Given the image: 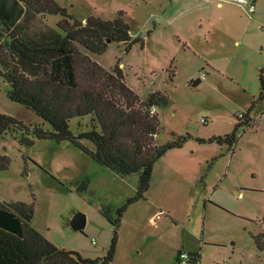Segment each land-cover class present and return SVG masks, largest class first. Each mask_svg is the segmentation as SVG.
I'll list each match as a JSON object with an SVG mask.
<instances>
[{"label": "rangeland", "instance_id": "1", "mask_svg": "<svg viewBox=\"0 0 264 264\" xmlns=\"http://www.w3.org/2000/svg\"><path fill=\"white\" fill-rule=\"evenodd\" d=\"M55 1L79 22L91 16L110 20L122 11L131 36L144 44L125 52L122 44L109 42L102 54L90 58L106 70L118 65L141 99L153 92L167 95L168 103L156 107L158 144L191 137L155 162L145 198L124 211L113 264H178V251L198 253L197 264H264V251L253 239L264 234V90L250 113L256 124L238 128L232 151L198 142L231 133L237 115L259 96L264 0H254L252 14L234 0ZM43 20L54 26L60 17ZM200 76L202 82L193 86ZM8 87L0 74V113L26 126L43 124L7 98ZM88 120L72 119L71 131L78 124L85 130ZM0 155L10 160L0 172V202L32 203V225L58 248L92 259L105 255L113 226L99 208L109 207L114 219L116 209L135 195L136 174L122 177L73 144L53 139L21 147L17 134H6L0 138ZM85 178L87 188L80 192ZM76 213L86 219L81 232L70 227Z\"/></svg>", "mask_w": 264, "mask_h": 264}, {"label": "trees", "instance_id": "2", "mask_svg": "<svg viewBox=\"0 0 264 264\" xmlns=\"http://www.w3.org/2000/svg\"><path fill=\"white\" fill-rule=\"evenodd\" d=\"M47 15H57L60 20L50 26L43 20ZM107 41L122 44L125 52L136 43L143 45L140 38L131 36L122 11L110 20L91 16L79 22L55 0H0V74L12 79L7 98L34 112L50 128L45 130L43 124L26 126L0 113V138L17 134L21 147H30L35 140L67 141L104 169L122 177L138 176L135 195L116 209L114 219L109 207L99 208L113 226L110 246L101 258L58 248L43 237L32 225V203L0 202V264H113L117 228L124 211L145 198L155 162L191 138L176 136L164 144L157 143L161 127L155 109L166 105L168 97L153 92L141 99L126 84L118 65L106 70L92 60L89 54H102ZM263 71L258 75L259 96L243 120L237 118L231 133L199 143L214 142L233 150L238 128L256 124L250 113L263 98ZM172 76L169 73V78ZM85 117L89 118L86 129L78 124L77 131L72 132L70 121ZM9 164V158L0 155V172ZM87 183V178L82 180L78 191H85ZM253 239L264 251V234ZM179 255L180 251L178 264ZM187 257V264L199 262L198 253L188 252Z\"/></svg>", "mask_w": 264, "mask_h": 264}, {"label": "built area", "instance_id": "3", "mask_svg": "<svg viewBox=\"0 0 264 264\" xmlns=\"http://www.w3.org/2000/svg\"><path fill=\"white\" fill-rule=\"evenodd\" d=\"M234 2H236L237 4L243 6L245 8L246 12L249 13V14L254 13L255 10H256V6H255V1L254 0H234ZM201 76L203 77L204 74L202 73ZM152 111H154V109ZM244 117H245V113H241V114L237 115V118L239 120H243ZM159 218H160V216L157 215V217L153 218L152 223L155 224L156 220H158ZM179 260H180V264H187V261H188L187 253H180Z\"/></svg>", "mask_w": 264, "mask_h": 264}, {"label": "water", "instance_id": "4", "mask_svg": "<svg viewBox=\"0 0 264 264\" xmlns=\"http://www.w3.org/2000/svg\"><path fill=\"white\" fill-rule=\"evenodd\" d=\"M108 43L110 41H107ZM11 78L10 77H6V82L7 83H11ZM86 224V219L85 216L83 214L80 213H76L73 215L71 221H70V227L72 229V231L74 232H81Z\"/></svg>", "mask_w": 264, "mask_h": 264}, {"label": "crops", "instance_id": "5", "mask_svg": "<svg viewBox=\"0 0 264 264\" xmlns=\"http://www.w3.org/2000/svg\"><path fill=\"white\" fill-rule=\"evenodd\" d=\"M149 34V33H148ZM144 44V43H143ZM169 73L171 74V71L170 72H168L167 71V79H168V81H170V82H172V78H169ZM202 74V73H201ZM204 74V73H203ZM206 76V74H204V76L203 77H205ZM173 77V76H172ZM195 81H198L197 83H195ZM202 82V79H201V76L200 77H197L194 81H192L191 82V84L193 85V86H197V85H199L200 83ZM156 110V112L158 113V110H157V108L155 109ZM88 258V257H87Z\"/></svg>", "mask_w": 264, "mask_h": 264}]
</instances>
